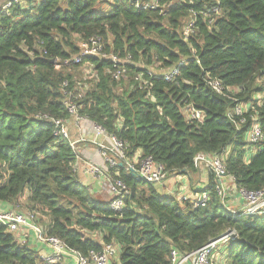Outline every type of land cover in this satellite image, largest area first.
Listing matches in <instances>:
<instances>
[{
	"label": "trees",
	"instance_id": "1",
	"mask_svg": "<svg viewBox=\"0 0 264 264\" xmlns=\"http://www.w3.org/2000/svg\"><path fill=\"white\" fill-rule=\"evenodd\" d=\"M29 2L0 14V203L36 213L46 235L83 254L116 243L115 264H170L174 248L190 253L229 230L236 233L225 251L229 264H264V216L231 213L212 175L210 200L195 206L117 166L110 174L121 176L131 194L127 207L114 211L111 199L94 197L80 181L75 149L43 118H70L63 84L78 95L68 69L81 67L67 61L82 39L100 36L105 52L131 55L120 80L129 76L133 87L117 94L112 61L89 57L96 85L80 100L82 115L127 142L129 155L152 156L170 173L195 172L201 152L226 155L237 185L264 189V140L255 152L246 141L252 115L264 131V0H159V8L147 10L126 0ZM190 17L194 31L186 38ZM157 63L179 74L166 80V72L150 71ZM208 74L231 89L227 95L208 85ZM237 103L247 112L230 118ZM191 108L203 119L188 117ZM0 264L45 262L0 223Z\"/></svg>",
	"mask_w": 264,
	"mask_h": 264
},
{
	"label": "built area",
	"instance_id": "2",
	"mask_svg": "<svg viewBox=\"0 0 264 264\" xmlns=\"http://www.w3.org/2000/svg\"><path fill=\"white\" fill-rule=\"evenodd\" d=\"M30 0H0V14L9 11L14 4L17 3H30ZM133 3L136 8L141 9H156L159 8V0H126ZM37 3H34V5ZM194 31V19L184 29V36L187 38L190 33ZM79 51L72 55L67 64H74L80 66L89 77L95 76L94 65L88 61L89 57H100L109 59L114 65L112 70L113 78L119 81L126 75L127 69L125 67L126 61L130 62L132 57L128 55V60H123L120 56L105 52V45L102 37L93 36L88 39H82L79 43ZM47 52L45 51V55ZM56 61V60H55ZM123 64L120 65V64ZM179 74L178 68L174 67L165 73L166 80H173ZM142 75H138L137 79ZM208 85L218 94L227 95L222 81L219 78L207 75ZM69 82L65 81L64 88V105L72 119L75 120L76 125L81 130L87 125L93 129L96 138L100 135L105 137V142L101 143L100 149V162H88L85 166V172L93 176L106 178L108 183V192L111 194L110 206L114 211H122L127 207V198L130 197L131 188L129 185L117 175L112 177L110 169L122 166L127 173L135 175L139 180L151 183L153 185L160 184L165 181L170 173L163 163L156 161L152 156L143 157L140 152H135L134 155H129L127 142L121 141L115 135L108 133L105 128L92 121L88 116L80 113L82 105L80 100L83 98L82 94L73 96V92L69 91ZM190 116L194 119H203V114L193 108L189 109ZM247 112V106L244 103H237L235 108L229 112V117L234 116L243 117ZM252 122L247 132L246 141L249 143L251 152H255L259 143L264 140V131L262 124L257 115H252ZM43 118L50 120L56 127L55 134L59 137L69 140L71 146L74 148L75 142L71 140V134L66 124V119L52 118L44 115ZM246 121L245 118L241 121ZM85 138V137H84ZM82 138V139H84ZM96 140V139H95ZM226 155L208 154L205 152L198 153L194 157V168H206L209 180V175H212L215 182V189L218 197L226 206L228 199L234 198L231 196L236 193L239 195L242 206L235 209L227 208L233 214L239 215H257L264 216V189L250 190L246 187L236 184L234 176L228 174L226 162ZM206 186L202 187L200 194L192 201L195 206L206 205L210 200L209 193L205 190ZM183 201L188 200L185 199ZM0 203V223L6 225L8 231L17 236V232L21 229L26 233L24 240L17 239L21 244H28V235L34 232V241L47 245L51 253L41 255L45 264H115L113 261L115 253L119 248L116 243H110L104 246L101 251H91L88 255L69 247L64 241L55 237L49 236L44 233L43 228L36 222V213H24L15 207L13 209H3ZM18 207V206H16ZM234 235V237H233ZM235 230H229L221 237L207 243L203 247L190 253H181L178 249L174 248L171 252L170 264H219L217 261V252L223 251L222 248H227L230 243L236 239ZM67 259H70L68 261Z\"/></svg>",
	"mask_w": 264,
	"mask_h": 264
},
{
	"label": "crops",
	"instance_id": "3",
	"mask_svg": "<svg viewBox=\"0 0 264 264\" xmlns=\"http://www.w3.org/2000/svg\"><path fill=\"white\" fill-rule=\"evenodd\" d=\"M66 120V124L71 134V140L75 142L74 149L78 157L76 162V171L80 181L90 187L91 193L94 197L103 201H108L111 196L110 194L108 197L104 195L101 196V193H104L103 186L105 185L106 178L104 176H93L85 172V166L88 162H100L101 143L105 142V137L100 135L96 138V134L93 129L87 125L84 126V130H81L78 125H76L75 120L71 117ZM207 176L208 173L204 167L197 169L195 172L186 171L181 173H169L165 181L154 186L161 194L176 197L181 204H184L185 201H189V203L194 204L192 201L198 196V194H200V189L208 183ZM184 196L186 197L185 199L188 200L183 201ZM231 196L234 198L229 199L227 208L235 209L241 207L243 202L241 201L239 195L234 193ZM25 200L26 199L23 198L22 203H25ZM1 208L13 209L14 206L13 204L3 203ZM17 233V239L21 241L25 239L26 233L22 229ZM33 236L34 232H31L28 235V245L36 249L40 255L50 254L51 251L48 249L47 245L34 241ZM226 249L227 248L223 247V251L219 250L217 252V261L219 264H229L228 258L225 254ZM67 260L70 261V259Z\"/></svg>",
	"mask_w": 264,
	"mask_h": 264
},
{
	"label": "rangeland",
	"instance_id": "4",
	"mask_svg": "<svg viewBox=\"0 0 264 264\" xmlns=\"http://www.w3.org/2000/svg\"><path fill=\"white\" fill-rule=\"evenodd\" d=\"M151 1H154V0H151ZM103 9H107L109 6L107 4H101L100 5ZM194 18L193 17H190L188 19L185 20V28L186 26L190 23V21H192ZM68 71L70 73L73 74L74 76V79H75V82H74V87L76 88V90L79 92V94H82L83 96L88 93V91H91L95 85H96V80H94V78H91L88 76V74L84 73V71L82 70V68H69ZM150 71L152 72H155V73H162V72H166L167 70H164L162 68H160V63H157L154 67H150ZM133 87L132 83L130 82V78L129 76L125 77L124 79L122 80H119L118 82H116V86L114 87L115 89V92L117 94H121L123 93L126 89H131ZM238 91V90H237ZM260 99H262L263 97L262 96H259ZM188 117H190V112H186ZM103 189H104V193H101V196L104 195V196H109V192H107L108 190V183H106L104 186H103ZM102 190V189H101ZM111 195V194H110ZM110 199H111V196H110ZM109 199V200H110ZM229 200V199H228ZM16 209L24 212V213H28L27 210H25L24 208H20V207H15ZM38 213V212H37ZM38 216L39 218L44 219V221L46 220V217L43 216L42 218V215L38 213ZM93 236L96 237L97 239H99V235L98 234H94L93 233ZM234 237V235H233ZM115 258L113 261H117L118 258H119V250L117 249L116 253H115Z\"/></svg>",
	"mask_w": 264,
	"mask_h": 264
},
{
	"label": "water",
	"instance_id": "5",
	"mask_svg": "<svg viewBox=\"0 0 264 264\" xmlns=\"http://www.w3.org/2000/svg\"><path fill=\"white\" fill-rule=\"evenodd\" d=\"M50 61L53 62V63H55V59H51Z\"/></svg>",
	"mask_w": 264,
	"mask_h": 264
}]
</instances>
